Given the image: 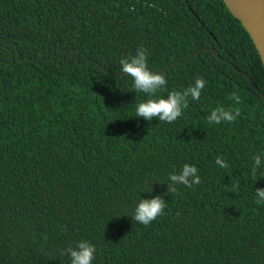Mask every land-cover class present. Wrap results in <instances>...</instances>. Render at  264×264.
Returning a JSON list of instances; mask_svg holds the SVG:
<instances>
[{
	"label": "trees",
	"instance_id": "16d2710c",
	"mask_svg": "<svg viewBox=\"0 0 264 264\" xmlns=\"http://www.w3.org/2000/svg\"><path fill=\"white\" fill-rule=\"evenodd\" d=\"M141 46L167 79L154 98L206 81L171 124L134 116L149 97L119 62ZM260 92V56L223 0H0V264H70L81 240L93 264H264ZM220 106L240 116L209 124ZM184 164L201 183L168 191ZM158 194L161 216L131 219Z\"/></svg>",
	"mask_w": 264,
	"mask_h": 264
},
{
	"label": "clouds",
	"instance_id": "9594fccd",
	"mask_svg": "<svg viewBox=\"0 0 264 264\" xmlns=\"http://www.w3.org/2000/svg\"><path fill=\"white\" fill-rule=\"evenodd\" d=\"M151 6V5H149ZM121 71L131 77L133 88L136 92H142L149 98L136 104L135 115L142 117L147 121L153 118L161 122L173 123L182 115V109L188 107L189 97L192 100H199L201 91L204 89L206 81L197 77L194 84L183 91L172 90L166 97H156V94L167 85L166 77L158 72H152L148 68V53L141 46L137 48L134 55L120 60ZM231 99L240 103V96L232 93ZM240 116L239 110L226 109L222 106L214 108L207 117L209 124H221L223 122L232 123ZM216 164L224 169L229 165L222 157L216 158ZM253 174H259L264 177V155H255L252 160ZM169 183L167 190L176 192V185H183L191 188L193 185L201 183L198 169L191 164H184L178 173H171L168 177ZM148 191H151L149 189ZM255 203L264 204V188L254 190ZM166 207V201L161 195H155L152 198H140L131 219L142 225H149L157 217L161 216ZM95 246L87 240L77 242L75 247H69L61 252V255L67 254L70 257V264H93L95 256Z\"/></svg>",
	"mask_w": 264,
	"mask_h": 264
},
{
	"label": "water",
	"instance_id": "95a60500",
	"mask_svg": "<svg viewBox=\"0 0 264 264\" xmlns=\"http://www.w3.org/2000/svg\"><path fill=\"white\" fill-rule=\"evenodd\" d=\"M223 2L232 16L238 19L248 32L264 68V0H244L243 5L239 3V0H223ZM196 52L198 50L190 53L189 56ZM216 54L218 55V53ZM174 66L176 64L172 65V67ZM159 70H162V68ZM248 80L252 82L250 77H248ZM256 90L258 91V89ZM260 95L264 99L262 92H260Z\"/></svg>",
	"mask_w": 264,
	"mask_h": 264
},
{
	"label": "bare ground",
	"instance_id": "6f19581e",
	"mask_svg": "<svg viewBox=\"0 0 264 264\" xmlns=\"http://www.w3.org/2000/svg\"><path fill=\"white\" fill-rule=\"evenodd\" d=\"M239 3H240L241 5H243V4H244V0H239Z\"/></svg>",
	"mask_w": 264,
	"mask_h": 264
}]
</instances>
